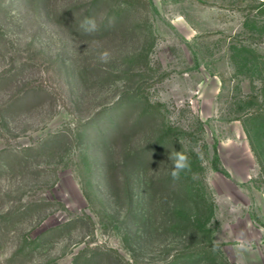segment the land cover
<instances>
[{"label": "rangeland", "instance_id": "374dc122", "mask_svg": "<svg viewBox=\"0 0 264 264\" xmlns=\"http://www.w3.org/2000/svg\"><path fill=\"white\" fill-rule=\"evenodd\" d=\"M91 1L0 0V264H165L190 248L178 211L229 264L241 231L242 264H264V139L242 124L262 0H102L97 32L67 29ZM182 150L195 167L163 190Z\"/></svg>", "mask_w": 264, "mask_h": 264}, {"label": "trees", "instance_id": "16d2710c", "mask_svg": "<svg viewBox=\"0 0 264 264\" xmlns=\"http://www.w3.org/2000/svg\"><path fill=\"white\" fill-rule=\"evenodd\" d=\"M45 2H50V0H44ZM102 0H93L87 5V9H84L83 6V11H82V5L80 4H69L68 6L66 5L65 9H62L61 11V21L64 25H67L66 28L70 30H81L79 28L80 22L85 18V17H92L95 20L97 19L99 15V10L101 9V6L105 3L107 4L108 1L105 3L101 2ZM137 0H125V5L126 8L130 9L133 11L135 9ZM258 9V14L264 16V0L259 2V5L257 7ZM112 12H109L107 14L106 19L111 20L112 18ZM264 22V21H263ZM249 23V19H246L245 25ZM264 28V25H262ZM102 30H107L104 27H100ZM111 30H115L114 27L110 28ZM116 31V30H115ZM102 32V31H101ZM246 47L245 46H240V45H235L231 44L230 45V50H231V58L233 62H237V58L241 57L243 53H245ZM264 60V56H262ZM254 104H257V107L252 110V112H248L243 120V128L246 132V135L248 136V139H250V142L253 144L252 136L257 138L258 140L264 139V83L262 85V88L260 89V100L258 99V95H250L244 100V107H252ZM125 130V126L121 125L119 126L113 135V138L116 139L118 136L122 135ZM252 130V133H251ZM128 158H130L134 163L142 164L144 166L148 165L151 160L148 158V154L145 153L144 150H139L134 153L128 154ZM190 161H191V171L195 167V161H194V156L190 154ZM259 159V157H258ZM150 160V161H149ZM190 171V172H191ZM190 172H182L180 175L181 177H185L187 174ZM191 179L190 177H188ZM170 178L166 177L163 179L162 184L160 185L163 190L168 187H162V186H167L165 184H169L172 180ZM109 180V179H108ZM174 182V181H172ZM170 186V185H169ZM169 189V188H168ZM170 190V189H169ZM174 213V212H173ZM180 212H175L173 217L177 220L181 219L185 222L187 221V226L188 228L183 229L185 236L190 239V248H188V251L186 252H181L178 255L174 257V260L165 263V264H175L178 261L186 262L184 264H189L191 261H196L197 264H229V262L222 256L220 252L219 245L210 243L208 240L200 241L197 240L196 237L198 234L203 232L207 233V230L205 228H202L201 232L197 230L196 226L193 225L190 222V218L183 215L179 216ZM192 242H200L197 243L196 245H193ZM214 247H216V250L214 251Z\"/></svg>", "mask_w": 264, "mask_h": 264}, {"label": "clouds", "instance_id": "9594fccd", "mask_svg": "<svg viewBox=\"0 0 264 264\" xmlns=\"http://www.w3.org/2000/svg\"><path fill=\"white\" fill-rule=\"evenodd\" d=\"M79 28L83 30L85 34H93L98 31V25L96 23V20L92 17H85L79 24ZM110 52L105 50L99 54V61L102 63H107L110 60ZM230 146V141L225 143V147ZM169 159L171 161V178L173 181L179 180L180 175L182 172H190L191 171V161L188 154H186L185 151H172L170 153ZM195 179V175L193 176ZM230 200V198H229ZM238 206L233 205L232 211H237ZM218 247V245L216 246ZM216 247H214V251L216 250ZM234 247L238 254V256L241 257V259H238L237 264H242V255L245 252H249L252 250L251 242L245 237V234L243 231H241L235 241H234Z\"/></svg>", "mask_w": 264, "mask_h": 264}]
</instances>
